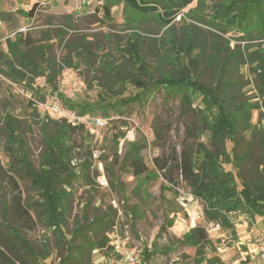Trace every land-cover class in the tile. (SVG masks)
Listing matches in <instances>:
<instances>
[{"label": "trees", "instance_id": "trees-1", "mask_svg": "<svg viewBox=\"0 0 264 264\" xmlns=\"http://www.w3.org/2000/svg\"><path fill=\"white\" fill-rule=\"evenodd\" d=\"M194 1L200 3L202 0H104L103 8L109 18L112 7L123 3L127 21L135 29L127 46L119 50L121 59L118 63L107 58L100 60V68L104 71V90L109 94H121L127 83H131L141 92L122 98L120 104L103 107L66 104L79 115L100 111L107 117L109 110L122 113L123 107L128 105L145 104L159 88L172 97L180 96L182 105L189 111H195L193 105L199 100L195 118L197 137L209 133L211 147L199 140L195 144L185 143L180 154L157 156L153 162L170 186H176L180 178L187 183L192 195L203 201V216L207 221L219 223L236 235L233 215L243 214L252 221L256 217H264V126L261 124V117L264 118V0H221L205 14L190 10L183 15V24L178 31L176 18ZM36 8L37 5L22 13L33 17ZM3 15L0 12L2 19ZM145 19H154L163 30L162 42H154L150 47L157 53L152 64L146 61L143 51L145 37L140 33ZM231 31H234L237 40L247 42L244 47L233 48L230 39H223V35ZM79 47L67 44V53L58 60L49 45L34 40L28 33L18 32L14 38L6 39L7 52L0 54V62L8 77L24 83L36 94V101L44 102L46 95L33 87L36 79L45 76L52 90H59L58 77L64 70L81 65L87 47L85 43ZM205 60L213 71L209 82L201 80L204 72L201 64ZM244 66L257 82L261 101L242 98L236 88L240 82L235 73H239ZM255 110L260 112L256 123L253 122ZM34 111L36 113L37 109L34 108ZM5 119L11 147L20 151L23 143L17 133L18 124L10 114ZM83 129V124L73 125L65 118L55 119L46 115L42 119L44 149L40 165L35 167L29 157L20 152L16 158L19 167L14 168L16 175H27L31 179L39 198L32 204H24L21 195L16 194L12 198V206L28 222L32 220L29 209L38 208L45 226L52 229L59 246L68 252L63 264H92V259H86L85 255L95 249L114 256L122 264L123 256L111 245L110 234L117 227V208L110 206L93 214L87 227L96 234L95 240L85 234V242L75 244L73 238H68L65 233L64 225L76 182L81 179L89 184L95 178L90 172L91 161L85 162L81 170L75 163L73 137ZM247 134H250L248 142L262 151L258 165L261 167L260 178L251 181L245 179L242 173L247 155L238 152L240 144L247 140ZM228 142L233 143L230 149ZM141 149L137 143L133 144L124 157L136 176L148 172ZM114 157H119L117 152ZM225 164H231L237 171L226 169ZM14 165L12 162L10 166ZM106 168L114 185L112 168L108 165ZM96 175L98 177V173ZM82 217H87L85 210ZM81 222V219L76 221L75 235L83 234L86 225ZM167 225L173 226V221L168 220ZM165 231L166 224H163L160 234ZM180 242L197 248L200 263L215 264L220 259L217 255L206 257V249L211 248L213 242L205 227H192ZM73 247L78 250L80 262H76ZM142 254L145 263L152 255L146 248ZM46 257L22 235L19 227L6 222L0 224V264H45ZM142 261L141 264H144Z\"/></svg>", "mask_w": 264, "mask_h": 264}, {"label": "rangeland", "instance_id": "rangeland-1", "mask_svg": "<svg viewBox=\"0 0 264 264\" xmlns=\"http://www.w3.org/2000/svg\"><path fill=\"white\" fill-rule=\"evenodd\" d=\"M219 1H194L176 18L178 31L181 30L184 14L193 9L205 14ZM103 3L104 0H0V12L4 14L3 19L0 17V54L7 52L6 39L14 38L18 32L28 33L34 40L49 45L58 60L67 53V44L80 49V44L85 43L87 51L82 55L81 65L78 68H66L58 77L60 101L65 107L66 103L98 107L120 104L122 98L134 96L141 89L127 83L123 93H107L104 90V71L100 68V60L107 58L118 63L121 59L119 50L127 46L135 29L127 21L123 3L112 7L110 18L106 16ZM35 5L37 8L33 17L22 13L30 11ZM203 27L207 28L205 25ZM140 33L145 37L143 51L146 61L152 64L157 53L150 50V47L154 42H162V27L154 19H145ZM223 37L224 40L232 41L233 48L244 47L247 43L237 40L234 31ZM207 63L205 60L201 64L204 70L201 77L203 82L212 79L213 71ZM246 68L244 66L239 73H235L240 82L236 88L242 98L261 101L257 82ZM3 70L4 65L0 62V224L6 222L19 227L22 235L43 256H47L45 264H63L68 252L59 246L52 229L45 226L38 208L34 206L29 209L32 220L28 222L12 206V198L16 194L21 195L24 204H32L39 198L38 191L31 185V179L27 175L21 177L15 174L14 168L19 167L16 158L20 152L25 153L33 165L38 167L44 149L41 121L46 115L59 119L62 114L49 109L52 88L45 76L38 77L33 85L35 90L46 95L45 101L39 102L36 101L34 91L29 90L24 83L8 77ZM75 83L79 84V90L73 97L65 96L63 90ZM198 104L199 100L193 105L195 111H189L182 105L180 96L172 97L159 88L145 104L128 105L123 107L122 113L109 110L107 117L100 111L91 114L92 117L104 119L103 127L90 129L86 124L79 123L84 125V129L73 137L76 145L75 163L79 164L78 170H81L85 162L91 161L90 172L95 178L89 184L80 179L74 186L64 225L68 238H73L75 244L84 243L85 234L95 240L96 234L89 230L88 223L95 212H103L113 206L117 208L116 226L125 237L122 239L126 241V247L142 248V253L146 248L152 253L146 263L142 261L141 254L140 264L141 261L144 264L205 263H200L196 247L180 242L183 235L192 228L190 214L203 211V201L192 195L189 186L181 178L176 186H170L153 162L157 156L180 154L185 143L195 144L199 140L211 147L209 133L197 137L195 118ZM34 108L37 109L36 113ZM7 114L12 115L18 124L17 133L23 143L20 151L11 147L5 119ZM259 118L260 112L255 110L253 122L256 123ZM261 124L264 126L262 117ZM246 138L238 148L240 154L247 155L242 173L249 181L253 178L257 180L260 178L261 167L258 165L262 151L248 142L250 134ZM136 143L142 147L141 154L148 166V172L141 176L133 174L129 161L124 158ZM232 145L228 142L229 149ZM116 152L119 156L117 159L114 157ZM12 162L14 167L10 166ZM106 165L112 168L114 185L110 182L112 175ZM225 167L237 171L231 164H225ZM101 179H105L106 183L101 184ZM83 210L87 212L86 218L82 217ZM78 219L86 227H83V234L75 235ZM168 220L173 221V226L167 225ZM232 221L237 236L223 227L217 232L211 231V222L204 216L197 222L196 225L206 228L213 242L211 248L206 249V257L219 256L215 264H264L260 251L264 244V217H256L252 221L243 214H235ZM163 224H166V231L160 234ZM73 254L77 256L76 262H80L76 247H73ZM85 257L91 258L92 264H121L120 260L104 254L100 249L91 253L88 251Z\"/></svg>", "mask_w": 264, "mask_h": 264}, {"label": "built area", "instance_id": "built-area-1", "mask_svg": "<svg viewBox=\"0 0 264 264\" xmlns=\"http://www.w3.org/2000/svg\"><path fill=\"white\" fill-rule=\"evenodd\" d=\"M79 90V84H73L72 87H68L63 90V93L67 97H73L75 92ZM50 111L54 113H61L62 118L67 119L69 123L73 125H78L79 123L86 124L90 129L93 127H103L105 121L101 117H92L91 114L79 115L76 111L65 107L64 104L59 99V92L52 90L51 102H50ZM100 181V180H99ZM101 184H105V179H101ZM192 221V227L196 226L197 222L203 218V211H195L190 214ZM211 231H219L221 226L219 223L211 222ZM122 238L121 231L116 227L111 232V245L114 246L115 250L122 254L124 264H140V257L142 254V248H127L126 241ZM260 251L262 252V257L264 259V244L261 246Z\"/></svg>", "mask_w": 264, "mask_h": 264}]
</instances>
